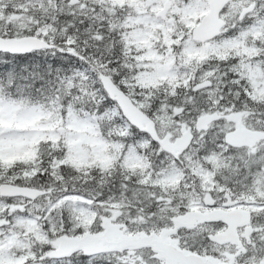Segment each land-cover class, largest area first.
Returning a JSON list of instances; mask_svg holds the SVG:
<instances>
[{
  "label": "snow or ice",
  "instance_id": "snow-or-ice-1",
  "mask_svg": "<svg viewBox=\"0 0 264 264\" xmlns=\"http://www.w3.org/2000/svg\"><path fill=\"white\" fill-rule=\"evenodd\" d=\"M0 264H264V0H0Z\"/></svg>",
  "mask_w": 264,
  "mask_h": 264
}]
</instances>
